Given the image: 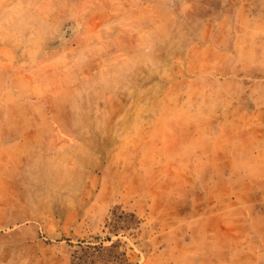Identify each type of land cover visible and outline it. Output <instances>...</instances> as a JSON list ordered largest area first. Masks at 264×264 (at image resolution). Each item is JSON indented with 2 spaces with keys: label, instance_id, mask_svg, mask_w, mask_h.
<instances>
[{
  "label": "rangeland",
  "instance_id": "374dc122",
  "mask_svg": "<svg viewBox=\"0 0 264 264\" xmlns=\"http://www.w3.org/2000/svg\"><path fill=\"white\" fill-rule=\"evenodd\" d=\"M0 264H264V0H0Z\"/></svg>",
  "mask_w": 264,
  "mask_h": 264
},
{
  "label": "trees",
  "instance_id": "16d2710c",
  "mask_svg": "<svg viewBox=\"0 0 264 264\" xmlns=\"http://www.w3.org/2000/svg\"><path fill=\"white\" fill-rule=\"evenodd\" d=\"M131 216L132 217H134V219L136 220V216L134 215V214H131ZM112 228H114V229H118V228H120V224H119V222L117 221V219H116V221L112 224ZM107 240H111V237L109 236L108 238H107ZM90 247V246H89ZM98 248V247H97ZM82 256H78V258H81Z\"/></svg>",
  "mask_w": 264,
  "mask_h": 264
}]
</instances>
